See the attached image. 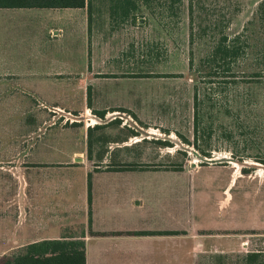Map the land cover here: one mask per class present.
<instances>
[{"label": "rangeland", "instance_id": "rangeland-1", "mask_svg": "<svg viewBox=\"0 0 264 264\" xmlns=\"http://www.w3.org/2000/svg\"><path fill=\"white\" fill-rule=\"evenodd\" d=\"M122 1L89 0V10L94 15L110 9L111 39L100 47L118 61L124 77L154 91L156 118L146 127L119 111L102 117L100 129L84 138L76 126L59 132L62 124L82 122L79 115L64 120L46 112L38 127L29 119L25 128L7 127L9 144L0 129V153L7 156L0 159V252L12 248L0 260L17 251V172L33 167L22 155L39 147L35 141L55 137L67 138L61 145L64 160L89 146L93 167L141 166L121 170L118 177L132 185L171 189L170 229L189 222L205 229L226 221L227 233L238 239L233 252L197 250L171 255L170 264H244L247 253H264V71L258 63L264 34L249 25L261 0ZM122 7L131 15L118 18L115 11ZM235 37L240 45L248 37L249 55L229 67L210 64L217 42ZM101 155L106 156L102 164ZM25 177L31 179L28 173ZM72 177L76 189L87 185L86 171ZM3 200L7 203L1 206Z\"/></svg>", "mask_w": 264, "mask_h": 264}, {"label": "crops", "instance_id": "crops-1", "mask_svg": "<svg viewBox=\"0 0 264 264\" xmlns=\"http://www.w3.org/2000/svg\"><path fill=\"white\" fill-rule=\"evenodd\" d=\"M131 12L122 7L115 15L123 19ZM110 22V9L91 15L87 4L0 8V129L8 138L6 144L12 136L7 127L25 128L27 119L37 125L44 122L46 112L64 120L79 115L78 125L65 123L58 130L63 133L76 126L84 138L89 129H100L102 117L118 116L119 111L150 127L159 108L154 91L138 88L132 83L135 77H124L118 61L108 59L100 47L101 41L111 39ZM13 136L18 135L13 132ZM66 141L39 139L35 141L39 147L22 155L33 167L17 172L16 248L78 240L84 244L85 264H170L171 255L197 254V250L227 254L235 249L238 239L227 233L228 222L216 221L205 229L189 222L186 228L170 229L171 189L132 185L118 177L126 168L93 167L95 156L88 154L89 146L87 152H72L64 160L61 145ZM4 153L0 159L7 158ZM105 157L98 158L101 164ZM81 169L90 185L87 181L76 189L72 175Z\"/></svg>", "mask_w": 264, "mask_h": 264}, {"label": "trees", "instance_id": "trees-1", "mask_svg": "<svg viewBox=\"0 0 264 264\" xmlns=\"http://www.w3.org/2000/svg\"><path fill=\"white\" fill-rule=\"evenodd\" d=\"M141 1L147 3L149 0ZM179 1L169 0L170 3ZM86 4L89 7V2L86 3V0H0V8H83ZM249 25H256L259 29V35L264 34V0L258 3L253 22ZM263 48L264 43H262L260 49L262 57L258 63H260L264 71ZM248 52H251L248 45V37H246L245 43L242 45L239 44L238 37H235L231 41L223 38L217 42L209 53V57L211 58L209 62L216 66L229 67L231 64H236L239 58L248 56ZM160 76L163 77V75ZM99 114L101 116L104 115V113ZM125 168L136 169L143 167H123V169ZM89 185L88 181V187ZM16 250L10 255L3 257L0 260V264H85L84 244L78 240L41 241L17 248ZM244 264H264V253H247Z\"/></svg>", "mask_w": 264, "mask_h": 264}]
</instances>
